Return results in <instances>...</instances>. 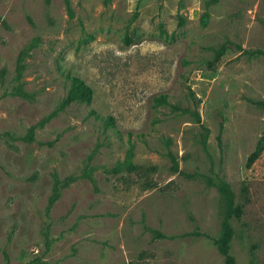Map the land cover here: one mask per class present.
<instances>
[{"label": "rangeland", "instance_id": "1", "mask_svg": "<svg viewBox=\"0 0 264 264\" xmlns=\"http://www.w3.org/2000/svg\"><path fill=\"white\" fill-rule=\"evenodd\" d=\"M244 51L264 0H0V264H223V199L181 172L229 184V253L264 264V55ZM73 76L89 104L61 105Z\"/></svg>", "mask_w": 264, "mask_h": 264}, {"label": "trees", "instance_id": "2", "mask_svg": "<svg viewBox=\"0 0 264 264\" xmlns=\"http://www.w3.org/2000/svg\"><path fill=\"white\" fill-rule=\"evenodd\" d=\"M67 6V4H66ZM237 49L240 50V48L237 46ZM226 46L225 44H222L215 52H214V58L213 62H216L225 52ZM243 53L253 56V55H264L261 51H244ZM70 81V90L65 99L62 102V106H66L73 102H80L89 104L92 100V89L85 84L81 79L73 76L69 77ZM156 102H163V97L159 96L153 99ZM258 106H261L264 108L263 102H258ZM185 113L186 111L183 110ZM191 117L193 118L194 122L198 125H200V118L199 115L196 112L190 113ZM108 122H111V118H107ZM221 131V125L219 126V133ZM28 140H31V136L27 138ZM217 141H219V134L216 137ZM168 157L170 159V170L173 173L178 172L177 164L175 159L171 154H168ZM181 174L186 178H198L205 182L207 186L213 187L216 192L220 195V197L223 199L224 203V211L221 221V231L220 234L217 237H210L208 235H204L208 240H210L215 248L217 253L221 256L223 264H235L234 258L229 253V244L233 236V230L230 225V221L235 217L237 213V206L235 204V197L234 193L229 186L228 183L221 180L217 176L210 177L207 175L202 174H184L181 172ZM57 197V189L54 187L52 196L49 198L48 202L51 205ZM6 264V263H5Z\"/></svg>", "mask_w": 264, "mask_h": 264}]
</instances>
